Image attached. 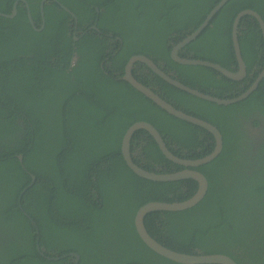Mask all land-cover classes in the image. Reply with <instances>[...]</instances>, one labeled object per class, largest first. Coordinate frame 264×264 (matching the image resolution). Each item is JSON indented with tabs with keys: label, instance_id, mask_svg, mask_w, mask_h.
Here are the masks:
<instances>
[{
	"label": "trees",
	"instance_id": "obj_1",
	"mask_svg": "<svg viewBox=\"0 0 264 264\" xmlns=\"http://www.w3.org/2000/svg\"><path fill=\"white\" fill-rule=\"evenodd\" d=\"M16 1L0 0V12L11 14ZM41 1L26 0L38 28ZM220 1L48 0L39 32L29 23L23 2L14 18L0 17V264H74V257H64L70 253L80 255L79 264H179L145 245L135 215L149 202L190 198L198 183L139 177L123 158L122 140L130 126L145 121L173 154L199 159L213 152L215 139L168 114L120 77L131 56L144 55L205 94L241 95L264 66L262 32L251 17L239 26L248 72L243 81L171 58L173 46ZM248 9L264 19V0H230L180 56L236 71L233 23ZM95 23L101 35L90 29ZM74 52L78 62L69 71ZM134 73L177 109L217 127L223 137L222 152L196 168L209 183L204 199L184 211L148 214L149 233L178 252L264 264V140L255 147L257 140L244 136L247 123L259 127L264 120V80L246 100L223 106L176 88L143 64L137 63ZM131 153L147 171L184 168L168 160L145 130L134 134ZM31 175L36 181L20 197ZM38 242L46 257L60 259L43 256Z\"/></svg>",
	"mask_w": 264,
	"mask_h": 264
},
{
	"label": "water",
	"instance_id": "obj_2",
	"mask_svg": "<svg viewBox=\"0 0 264 264\" xmlns=\"http://www.w3.org/2000/svg\"><path fill=\"white\" fill-rule=\"evenodd\" d=\"M48 0H42L40 3V11L42 16V25L41 28H38L33 20V17L31 15L29 5L26 2V0H17L13 6V10L11 14H4L0 12V17L5 18H14L17 15V7L20 2H23L26 4L28 9V20L31 26L34 28L35 31H41L44 28L45 18H44V5L45 2ZM55 1V0H50ZM230 0H221L213 9L212 11L207 15L204 22L192 33L187 35L182 41H180L178 44H176L172 50V59L177 62L178 64L182 65H189V66H201L205 68H209L212 70H215L219 74L227 77L230 80L234 81H241L247 76V68L245 61L242 56L241 48H240V22L244 17H251L255 22L259 25V28L262 32V36L264 38V19L261 17V15L251 9L244 10L240 12L237 17L234 20L233 23V30H232V42H233V48L234 53L236 55L238 70L232 71L229 70L220 64L213 63L210 61H204V60H197V59H190V58H183L179 55V52L187 45H189L191 42L196 40L203 32L204 30L211 25L212 21L215 19L217 14L222 10V8L229 2ZM62 8L68 12L73 18L76 19V15L68 9L66 6L61 5ZM92 29H95L97 31V25L93 26ZM137 62L144 63L147 65L155 74H157L159 77H161L163 80L168 82L169 84L175 86L176 88L194 96L199 99L212 102L218 105L223 106H229L232 104L239 103L241 101H244L247 99L256 89L258 88L261 81L264 79V68L260 72L259 76L256 78L254 83L251 85L249 89H247L245 92H243L241 95L235 98L231 99H221L218 97L211 96L209 94H205L199 90H196L190 86H187L177 80L176 78L171 77L170 75L166 74L163 70H161L154 62L153 60L149 59L148 57H145L143 55H136L133 56L128 64L126 65L125 69V75L122 77L123 80L130 83L137 91L145 95L147 98L152 100L158 107H160L162 110L167 112L168 114L185 121L187 123L193 124L195 126H198L200 128H203L210 132L215 139V147L212 153L209 155L199 158V159H184L176 156L173 154L163 136L160 134V132L150 123L145 121H140L134 123L132 126L128 128L126 131L121 145V152L123 155V158L125 162L127 163L128 167L139 177L151 180L154 182H175V181H182V180H194L198 183L197 191L193 196L190 198L183 200V201H175V202H168V201H161V202H149L140 209H138L136 215H135V227L137 230V233L141 240L145 243V245L150 248L152 251L157 253L160 256L165 257L166 259H169L173 262L179 263V264H238L233 258L224 255V254H213V255H204V254H188V253H182L175 250H172L162 243H160L156 238H154L149 231L146 228L145 225V218L148 214L154 213V212H177V211H184L187 209H190L194 206H196L199 202H201L204 197L207 194L208 191V180L201 172L195 170V168H198L201 165H205L212 160H214L223 150V137L221 132L218 130L217 127L212 125L211 123L204 121L200 118H197L193 115H190L186 112H184L181 109H177L175 106L170 104L168 101H166L164 98H162L159 94H157L153 89L143 85L141 82H139L132 74V70L134 65ZM139 130H145L154 138L156 143L158 144L160 150L164 154V156L170 160L171 162L183 166L184 169L178 172H172V173H166V174H158L156 172H151L143 169L140 167L137 163L134 162L133 156L131 153V142L134 134L138 132ZM19 160L22 163L23 162V155H19ZM32 176V183L26 187L20 197L33 185V183L36 180V176ZM25 215H27L25 213ZM28 216V215H27ZM33 224L36 226V223L33 221ZM39 233V232H38ZM39 252L45 256V253L41 251V248L39 246V242L37 244ZM74 257L75 262L74 264H79L80 262V255L77 253H70L65 255L64 257ZM46 257V256H45ZM49 260H59L60 258H52V257H46Z\"/></svg>",
	"mask_w": 264,
	"mask_h": 264
},
{
	"label": "flooded vegetation",
	"instance_id": "obj_3",
	"mask_svg": "<svg viewBox=\"0 0 264 264\" xmlns=\"http://www.w3.org/2000/svg\"><path fill=\"white\" fill-rule=\"evenodd\" d=\"M95 25H97V23H95L93 26H95ZM93 26H91L90 29L96 31L98 34L101 35L102 32H101L99 29H98L99 31H97V30H95V29H92ZM40 28H41V27H40ZM97 28H98V26H97ZM76 33H77V32L75 31L74 36H73V40H74V41H78V40H79V38L77 37ZM109 37H110V35H109ZM110 38H112V37H110ZM184 38H185V37H184ZM184 38H183V39H184ZM183 39H182V40H183ZM182 40H181V41H182ZM263 40H264V38H263ZM116 41H119V38H116ZM179 42H180V41H179ZM179 42H178V43H179ZM178 43H177V44H178ZM175 45H176V44H175ZM175 45H174V46H175ZM174 46H173V48H174ZM173 48H172V50H173ZM184 48H186V46H185ZM184 48H183V49H184ZM183 49H182V50H183ZM182 50H181V51H182ZM181 51H180V52H181ZM180 52H179V55H180ZM171 54H172V51H171ZM134 56H136V55H134ZM143 56H144V55H143ZM132 57H133V56H131L130 59H131ZM145 57H147V56H145ZM181 57H182V56H181ZM148 58H149V57H148ZM171 58H172V56H171ZM130 59H129V60H130ZM149 59H151V58H149ZM151 60H152V59H151ZM172 60H173V59H172ZM173 61H174V60H173ZM77 62H78V55H77V52H74V54L72 55V57H71V59H70V64H69V69H68V70L70 71V70L76 65ZM153 62H154V61H153ZM174 62H175V61H174ZM137 63H140V64L145 65L144 63H141V62H137ZM137 63H136V64H137ZM154 63H155V62H154ZM176 63H177V62H176ZM102 64H103V63H102ZM127 64H128V63H127ZM127 64H126V65H127ZM136 64H135L134 67H133L132 74H133V76L139 81V79H138V75L134 73V70H135V66H136ZM155 64H156V63H155ZM245 64H246V63H245ZM156 65H157V64H156ZM145 66H146V67H147L152 73H154V72H153V71H152L147 65H145ZM157 66H158V65H157ZM158 67H159V66H158ZM159 68H160V67H159ZM246 68H247V66H246ZM263 68H264V66H263ZM263 68H262V70H263ZM125 69H126V66H125ZM160 69L163 70L162 68H160ZM237 70H238V66H237ZM237 70H236V71H237ZM262 70H261V71H262ZM163 71H164V70H163ZM164 72L166 73V71H164ZM118 74H119V73H118ZM154 74H155V73H154ZM166 74H168V73H166ZM259 74H260V73H259ZM124 75H125V72H124ZM124 75H123V76H124ZM155 75H157V74H155ZM168 75H170L171 77L175 78L174 76H172V74H168ZM123 76L120 77V80H123V79H122ZM157 76H158V75H157ZM247 76H248V72H247ZM247 76H246L245 78H247ZM258 76H259V75H258ZM258 76H257V77H258ZM158 77H159V76H158ZM160 78H161V77H160ZM245 78H244V79H245ZM161 79H162V78H161ZM176 79H177V78H176ZM244 79H243V80H244ZM177 80H178V79H177ZM243 80H241V81H243ZM255 80H256V79H255ZM263 80H264V79H263ZM263 80H262V81H263ZM124 81H125V80H124ZM164 81H165V80H164ZM233 81H234V80H233ZM241 81H237V82H241ZM262 81H261V82H262ZM126 82H127V81H126ZM139 82H141V81H139ZM167 83H168V82H167ZM253 83H254V82H253ZM142 84H143V83H142ZM143 85H144V84H143ZM259 85H260V84H259ZM145 86H146V85H145ZM250 87H251V86H250ZM250 87H249V88H250ZM258 87H259V86H258ZM149 88H150V87H149ZM249 88H248V89H249ZM256 90H257V89H256ZM244 92H245V91H244ZM254 92H255V91H254ZM245 100H246V99H245ZM261 117H262V116H261ZM245 126H246V128L244 129V136H245L246 139H248L250 142H251V138L256 139V140H257V143L255 144V147H257L258 144L261 143V142L264 140V120L260 119L259 127H256V126H254V125H252V124L248 125V123H247ZM19 155H23V162H22V163L20 162V163L23 165V168H24V167H25V166H24V154H21V153L18 154V155H17L18 159H19ZM202 158H203V157H202ZM19 161H20V160H19ZM174 164H175V163H174ZM183 169H184V168H183ZM195 170H196V168H195ZM180 171H181V170H180ZM177 172H178V171H177ZM170 173H172V172H170ZM35 181H36V180H35Z\"/></svg>",
	"mask_w": 264,
	"mask_h": 264
},
{
	"label": "clouds",
	"instance_id": "obj_4",
	"mask_svg": "<svg viewBox=\"0 0 264 264\" xmlns=\"http://www.w3.org/2000/svg\"><path fill=\"white\" fill-rule=\"evenodd\" d=\"M195 41V40H194ZM192 43V42H191ZM184 58V57H183ZM190 59H192V58H190Z\"/></svg>",
	"mask_w": 264,
	"mask_h": 264
}]
</instances>
